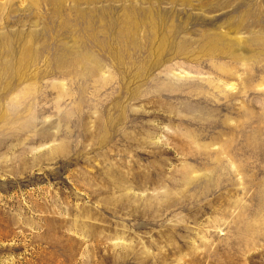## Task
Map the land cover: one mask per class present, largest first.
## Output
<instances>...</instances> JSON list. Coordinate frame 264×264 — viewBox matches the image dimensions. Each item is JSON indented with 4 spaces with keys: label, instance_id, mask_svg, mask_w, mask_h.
I'll list each match as a JSON object with an SVG mask.
<instances>
[{
    "label": "rangeland",
    "instance_id": "1",
    "mask_svg": "<svg viewBox=\"0 0 264 264\" xmlns=\"http://www.w3.org/2000/svg\"><path fill=\"white\" fill-rule=\"evenodd\" d=\"M0 264H264V0H0Z\"/></svg>",
    "mask_w": 264,
    "mask_h": 264
}]
</instances>
